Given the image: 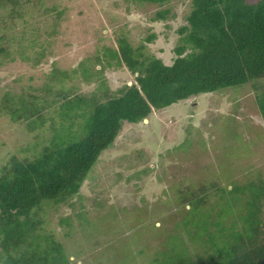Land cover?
<instances>
[{
    "label": "rangeland",
    "instance_id": "rangeland-1",
    "mask_svg": "<svg viewBox=\"0 0 264 264\" xmlns=\"http://www.w3.org/2000/svg\"><path fill=\"white\" fill-rule=\"evenodd\" d=\"M190 4L191 0L164 4L141 0H23L18 14H13L11 7H1L0 49L6 48L9 54L0 53V106L13 96L16 101L42 97L44 89L53 93L72 89L71 98L91 97L101 83L84 81L77 69L79 63L87 57L93 61L103 56L105 47L118 49V39L124 37L134 48L143 49L142 53L172 65L181 37L178 30L187 24ZM164 8L171 9L168 20L155 21L156 12ZM153 34L156 39L148 43ZM55 68L67 71L70 78L57 81L53 78ZM100 69L98 66L96 70ZM89 70L94 72L93 66ZM103 77L115 90L124 83L131 84L136 76L124 64L118 68L105 66ZM244 87L192 97L154 110L142 123H125L114 147L101 155L83 185L84 210L76 197L70 201L76 203L74 207L44 206L37 216L44 221L40 233L64 243L68 252L75 248V257L69 252L72 264H95L94 260L96 264H161L164 253L170 250L164 242L180 231L175 223L182 216L176 206L187 186L198 190L214 180L231 186L229 182L241 178V172L256 171L264 163V120L252 88ZM56 99L55 105L42 111L41 119L29 117L25 111L20 120L1 113L0 175L14 158L32 160L50 144L63 122L64 99ZM13 108L22 110L17 104ZM77 113L82 121V112ZM34 120L37 127L32 130L29 124ZM103 182H107V191L113 190L100 197L95 186ZM100 200L108 207L113 205L114 217L93 232L82 229L80 213L100 222L109 215L108 207L99 208ZM137 208H141L140 214L134 211ZM229 220L236 225V215Z\"/></svg>",
    "mask_w": 264,
    "mask_h": 264
},
{
    "label": "trees",
    "instance_id": "trees-1",
    "mask_svg": "<svg viewBox=\"0 0 264 264\" xmlns=\"http://www.w3.org/2000/svg\"><path fill=\"white\" fill-rule=\"evenodd\" d=\"M22 1L0 0V8L11 7L12 13L18 14ZM141 1L164 4L170 0ZM170 14L171 9H160L154 20L166 21ZM186 23L178 30L181 37L172 65L142 53L143 49L134 48L124 37L118 39V49L105 47L103 56L93 61L87 57L79 63L77 69L84 81L101 83L91 97L71 98L72 89L56 93L44 89L42 97L16 101L13 96L2 102L0 115L8 113L13 120H20L25 111L27 116L41 119L42 111L55 105L57 96L59 101L64 99L63 122L50 144L32 160L14 158L2 169L0 264H72L69 252L72 254L75 248L68 252L64 243L40 233L44 221L37 218L38 212L50 205L74 207L76 203L70 201L75 197L84 210L83 185L91 178L101 155L114 147L125 123L136 125L154 110L241 86L252 88L256 108L264 120V0H191ZM156 37L153 34L147 42ZM2 52L6 53V48H1ZM124 64L136 77L131 84L112 90L103 77L105 66L118 68ZM92 66L94 72L89 73ZM98 66L102 69L96 70ZM69 76L67 71L54 69L57 81L63 82ZM52 94L55 99L51 101ZM15 104L22 107L21 113L13 108ZM77 111L82 112V121ZM36 122L29 124L32 130ZM241 173V178L229 182L231 186L214 180L198 190L187 186L182 191L176 206L182 218L175 223L180 231L164 242L170 250L164 253L161 264H264V163L256 171ZM104 183L96 184L97 195L113 190L107 191ZM98 204L100 209L108 207L103 200ZM107 209L109 215L101 222L80 213L82 229L93 232L114 217L113 205ZM134 211L140 214L141 208ZM234 215L236 225L229 220Z\"/></svg>",
    "mask_w": 264,
    "mask_h": 264
}]
</instances>
